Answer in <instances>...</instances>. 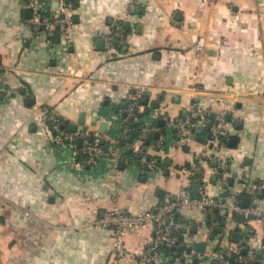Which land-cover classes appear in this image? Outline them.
<instances>
[{"label":"crops","instance_id":"obj_1","mask_svg":"<svg viewBox=\"0 0 264 264\" xmlns=\"http://www.w3.org/2000/svg\"><path fill=\"white\" fill-rule=\"evenodd\" d=\"M68 1L69 34L49 43L32 38L25 0H0V264H107L112 232L98 221L114 207L134 215L154 212L167 197L176 202L186 181L191 200L204 184L211 198L227 191L248 206L242 179H264V0ZM40 2L57 10L54 0ZM115 23L123 25L124 40L108 54L102 36ZM129 96L138 104L133 123L155 127L144 145L150 157L163 159L160 168L144 173L133 152L117 145L122 160L116 169L104 156L76 171L82 143L56 147L48 114L67 131L86 130L89 140L94 132L118 139L115 109ZM189 105L204 109L211 123L224 112L228 135L216 151L204 132L176 145L172 131L160 125L159 113L177 121ZM162 136L163 148L157 146ZM221 162L228 174L220 187ZM194 169L200 179L186 176ZM255 194L264 211V189ZM213 213L218 225L212 231L204 211L188 206L178 213L183 242L195 254L179 246L164 264H202L196 254L235 255V248L264 264V222L242 221V214L222 209ZM151 237L148 225L127 232L131 259L123 264H135Z\"/></svg>","mask_w":264,"mask_h":264},{"label":"built area","instance_id":"obj_2","mask_svg":"<svg viewBox=\"0 0 264 264\" xmlns=\"http://www.w3.org/2000/svg\"><path fill=\"white\" fill-rule=\"evenodd\" d=\"M54 1L57 4L56 11L44 6L40 0H25L26 8L31 11V16L25 23L29 25L33 39L41 37L50 43L55 35L69 34V28L72 24L71 3L68 0ZM124 31L121 23H115L102 36L106 53L110 54L115 42H123ZM194 50L201 54L203 47L200 44H195ZM1 83L2 76H0ZM1 91L7 95L10 93L4 89ZM215 99L218 100L219 98L216 97ZM127 100L124 108L116 107L115 109L120 123L118 139L107 138L94 132L91 140H89V134L86 130L80 129L75 133L67 131L61 127V122L55 113L48 114L46 122L51 133L50 139L56 147L70 142L74 143L79 138L82 140L81 147L75 152L77 160L74 162V169L76 171L82 173L87 168L97 165L98 161L104 156L109 160L111 168L116 169L119 161L122 160L121 155L117 153V145H122L126 151L133 152V158L144 173L160 168L163 159L150 157L144 145L146 138L155 131V127L139 122L135 141L133 143L126 141L129 134L127 126L136 120L135 115L138 110V104L131 96ZM158 116L164 120L168 130L172 131L174 144L176 145H181L204 132L209 136L211 148L216 151L219 147V141L228 135L226 127L228 124L225 121L224 112L219 113L215 121L210 124L207 122L205 110L196 105H189L187 114L177 121L169 116L160 115V113ZM102 144L105 145V148H102ZM157 146L162 148L165 146V136L158 140ZM195 170L184 172L191 180L200 179L196 176ZM227 174L226 165L221 162L216 170L220 187L227 183ZM186 182L187 184L179 190L176 202H171L167 197L154 212L145 211L134 215L114 207L98 221L100 226L112 232V254L107 264H123L129 258L131 259V252L125 245V234L127 232L136 233L145 225L152 228V237L142 252L136 256L135 264H164L166 255L170 251L166 252L162 247L168 249H176L179 246L186 247L190 254H195L193 246L183 242L182 225L174 218L175 214L180 213L184 207L194 206L204 211L208 215L209 231H212L218 225L213 215L215 209L242 214L247 219L255 218L264 222V211L258 206V199L255 194L257 188L264 189V179L259 183H250L246 178L242 179L244 186L242 191L248 195L250 200L249 205L246 207L241 206L239 196L235 193L229 194L228 198H221L220 196L211 198L204 184L199 187V198L191 200L188 191L189 184L188 181ZM233 251L236 255L237 264L257 263V258L253 252L242 255L239 248H235ZM196 256L202 264H230L227 252L215 251L205 255L196 254Z\"/></svg>","mask_w":264,"mask_h":264},{"label":"water","instance_id":"obj_3","mask_svg":"<svg viewBox=\"0 0 264 264\" xmlns=\"http://www.w3.org/2000/svg\"><path fill=\"white\" fill-rule=\"evenodd\" d=\"M27 11H30V9H28ZM155 107H157V105H155ZM215 116H216V114H212V115H211V118H214ZM82 117H83V116H81V119L79 120V123H83V122H84V120H83ZM159 122H160V125L163 126L164 122H163L162 120H160ZM210 123H211V122L208 121V124H210ZM106 126H107V123H106V122H103V123L101 124V129H100V131H101V132H104ZM76 127H77V126H76L75 124H70V129H71L72 131H75V130H76ZM153 137L157 138V137H158V134H157V133L154 134ZM76 142H77L78 146H80L81 143H82L81 139H77ZM167 164H169V161L167 162ZM119 165L122 166L123 163L120 162ZM231 185H232V182H230V186H231ZM225 188H226V186H225ZM227 196H228V192L225 191L224 194H223V197L226 198ZM215 211H217V209H215ZM224 212H225V211H224ZM239 218H240V220H242V221L244 220L243 215H239ZM221 226H222V225H221ZM217 231L219 232V231H220V228H218ZM171 249L174 250V248H171ZM242 254H246V251L243 250V251H242Z\"/></svg>","mask_w":264,"mask_h":264},{"label":"trees","instance_id":"obj_4","mask_svg":"<svg viewBox=\"0 0 264 264\" xmlns=\"http://www.w3.org/2000/svg\"><path fill=\"white\" fill-rule=\"evenodd\" d=\"M128 129H129V134H128V138L126 141H128L129 138H133L135 135V132H133L134 130L137 131L138 128H139V125L135 124V123H129V125L127 126ZM102 148H105V145L102 144ZM175 220L177 221H181V217L179 216V214H175ZM174 233V232H172ZM180 239V238H179ZM164 251L168 252L169 251H172L171 248L168 249V248H165V247H162ZM228 260L230 262V264H237V261H236V255H233V254H230L228 256Z\"/></svg>","mask_w":264,"mask_h":264},{"label":"rangeland","instance_id":"obj_5","mask_svg":"<svg viewBox=\"0 0 264 264\" xmlns=\"http://www.w3.org/2000/svg\"><path fill=\"white\" fill-rule=\"evenodd\" d=\"M115 115H116V113H115Z\"/></svg>","mask_w":264,"mask_h":264}]
</instances>
